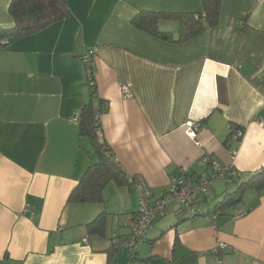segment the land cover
<instances>
[{
  "label": "crops",
  "instance_id": "0c3cea01",
  "mask_svg": "<svg viewBox=\"0 0 264 264\" xmlns=\"http://www.w3.org/2000/svg\"><path fill=\"white\" fill-rule=\"evenodd\" d=\"M10 2L0 0L1 29L13 26ZM66 4L65 20L0 47V264H108L111 244L129 235L138 199L127 186L109 184L101 203L67 202L98 160L69 121L89 102L106 106L97 137L113 161L154 194L180 170L211 181L206 215L190 219L174 208L153 224L132 262L264 264V189L246 188L237 204L220 207L264 168V0H221L217 23L184 41L169 16L203 14L202 0ZM139 13L160 15L158 31L168 37L135 26ZM187 123L200 125L195 141ZM204 154L238 176L214 178ZM102 213L106 233L89 235L85 226ZM217 244L226 247L212 255Z\"/></svg>",
  "mask_w": 264,
  "mask_h": 264
},
{
  "label": "trees",
  "instance_id": "16d2710c",
  "mask_svg": "<svg viewBox=\"0 0 264 264\" xmlns=\"http://www.w3.org/2000/svg\"><path fill=\"white\" fill-rule=\"evenodd\" d=\"M202 3L204 7L203 14H176L169 16L175 18L180 23V41L187 40L201 32L204 29L205 23L208 26H213L217 23L221 0H202ZM8 13L13 21V26L10 29L0 28V47H6L17 39L35 35L47 27L65 20L69 16V9L66 0H11ZM159 17L160 15L158 14L139 13V15L133 19L132 23L154 36L168 37L167 33L158 31L157 21ZM240 20H243V18H240ZM94 92L95 89L94 86H92L93 98L95 96ZM103 105L104 104L101 102H99L97 106H94L92 102L81 104L78 113V124L76 126L79 135L81 137H87L90 140L98 160L95 164H91L87 168L82 178L79 180L78 185L70 193L67 200L68 203H101L103 200V191L109 184L127 186L131 189L127 184L126 174L122 168L113 161L112 151L106 143L100 141L97 137L100 125L99 120L95 118V109ZM246 188H254L257 190L264 189V168L249 181L242 184L234 193L227 194L220 202L221 209L237 204ZM107 221V217L104 213L99 214L93 221L85 226V229L89 235L102 236L106 233ZM140 246L130 254L126 250L128 264H132V257ZM120 250H122V248L119 249V251ZM119 251L111 252L112 254L110 253L108 264H113V260L116 258Z\"/></svg>",
  "mask_w": 264,
  "mask_h": 264
},
{
  "label": "built area",
  "instance_id": "2783aa9c",
  "mask_svg": "<svg viewBox=\"0 0 264 264\" xmlns=\"http://www.w3.org/2000/svg\"><path fill=\"white\" fill-rule=\"evenodd\" d=\"M243 20H239L238 26H243ZM85 64L86 75L91 86L94 85V65L90 54L82 57ZM120 92L128 97L130 95L129 88L121 86ZM106 106L97 107L95 109V118L100 120L105 112ZM78 115L72 116L69 121L71 124H78ZM186 134L192 141L196 140L197 131L200 128L198 123H187ZM243 136V132L238 130L233 134L234 140H239ZM201 161L210 164L213 177L225 182H231L238 176V173L228 166L219 164L217 161L210 159L209 155L204 154ZM127 184L131 187L138 199V211L127 219L129 227V235L126 240L121 243H112L110 251L116 252L119 249H125L128 253H132L140 246L144 238L149 232L155 221L167 216L174 208H178V212L186 218H196L206 215L202 208L203 202L208 200L207 196L211 191V181L205 178H199L194 175H187L185 170L178 171V174L171 178L169 187L160 194H154L147 186L141 176L126 175ZM216 220L215 215L210 216ZM83 244L87 243L86 239L82 240ZM224 244H217L212 250V255H217L225 249ZM216 264H221L217 262Z\"/></svg>",
  "mask_w": 264,
  "mask_h": 264
},
{
  "label": "rangeland",
  "instance_id": "374dc122",
  "mask_svg": "<svg viewBox=\"0 0 264 264\" xmlns=\"http://www.w3.org/2000/svg\"><path fill=\"white\" fill-rule=\"evenodd\" d=\"M89 83V82H88ZM90 85V84H89ZM89 87V86H88ZM126 256H127V252L126 251H120L118 254H117V261H116V264H126L125 261H126ZM125 258V260H124ZM132 264H135V262H132ZM137 264H139L137 262Z\"/></svg>",
  "mask_w": 264,
  "mask_h": 264
}]
</instances>
